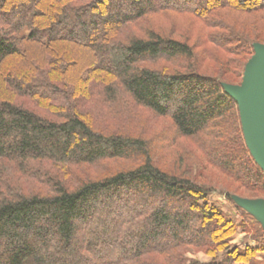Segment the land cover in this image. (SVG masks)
Listing matches in <instances>:
<instances>
[{
	"label": "trees",
	"instance_id": "obj_1",
	"mask_svg": "<svg viewBox=\"0 0 264 264\" xmlns=\"http://www.w3.org/2000/svg\"><path fill=\"white\" fill-rule=\"evenodd\" d=\"M169 12L218 29L205 43L245 61L257 41L220 13L264 27V0H0V264H256L264 252L256 217L238 207L237 223L209 201L214 187L161 168L144 138L94 129L73 102L126 96L169 118L207 163L264 197V169L246 143L238 103L225 80L200 69L207 54L141 24ZM62 48H87L94 58L75 78L78 93L67 89L72 66ZM233 63L241 79L244 64ZM126 159L135 165L78 177L86 166ZM239 227L260 246L232 245ZM196 251L211 259L188 256Z\"/></svg>",
	"mask_w": 264,
	"mask_h": 264
},
{
	"label": "rangeland",
	"instance_id": "obj_2",
	"mask_svg": "<svg viewBox=\"0 0 264 264\" xmlns=\"http://www.w3.org/2000/svg\"><path fill=\"white\" fill-rule=\"evenodd\" d=\"M220 16L230 24L235 25L237 29H245L248 32V37L253 41H257L258 44H264V27L255 26L250 16H237L228 12H221ZM141 24L145 27L161 29L174 38L187 40L191 44H194L198 57L207 54V57L214 58L210 60L206 57L204 59L205 61L202 63L204 68H200L202 69L201 71L221 77L225 80L224 84L241 85L243 76L241 79L239 78L238 71L241 70L238 65L236 66L233 63V60L237 59L242 65L244 64V75L246 64L251 57L245 61L246 57H237V55L224 52L214 43H205L204 40L208 39V36L213 35L212 33L218 31V29H210L203 21L193 16L180 15L173 12L149 16L148 19L144 20ZM133 29L141 34L143 27L137 25L134 26ZM202 40L204 43H202ZM208 49L212 52L213 56L209 55ZM53 52L51 51L49 53ZM68 52L69 51L63 50V48L59 51L60 56L64 55L67 57L66 61L69 63L68 66H72L68 70V74H64L65 79L73 83V85L68 86L67 89L72 92L77 90L78 93L80 87L77 85L76 81L84 76L87 70L86 68L90 64H94L95 61H93L94 58L92 57L91 51L87 48H75L72 53L68 54ZM38 57L39 54L35 58L37 63L41 66L44 65L46 56L45 59L43 56H41V59H37ZM231 59L233 60L231 61ZM244 62H246V64ZM237 63L238 62H236V64ZM9 64H12V62H9ZM94 79H97L96 75L94 78V76L90 74L88 81L92 82ZM78 96L80 95L77 94L76 98H78ZM25 101L29 105L34 104L31 100ZM73 102H77L78 107L84 110L85 113L90 114L91 125L94 129L106 133H118L144 138L151 144L154 161L161 168L176 174L187 173V175L192 177L195 181L214 187V190L209 195V201L220 205L224 212L232 216L237 223H240L243 219V214L238 210V207L244 208L240 203H234L230 200L228 192L233 194L235 200H241L242 203H247V201L250 200H264L263 196L248 193L241 187L240 183L235 181V179L207 163L203 154L196 146L195 139L175 135L172 122L169 118L157 116L150 110L136 105L131 99L122 95L119 96L118 99L110 101H104L100 96L95 95L92 99L86 97L81 99V101L80 99H76L73 100ZM37 109L44 112L40 107ZM134 165L135 160L131 159L107 160L95 166H86L85 171L80 172V176L78 173L77 175L78 177H99L100 175L112 173L124 168H131ZM244 210L247 211L250 216L255 217L253 213L246 209ZM253 225L259 227V225H263V223L260 222V224ZM251 237V232L248 233L242 227H239L232 241V245L239 246L243 249L247 245L260 246V242H256L251 239ZM188 256L191 258H198L202 261H209L211 259V257L203 251L189 252ZM256 260V264H264V252L258 253Z\"/></svg>",
	"mask_w": 264,
	"mask_h": 264
},
{
	"label": "water",
	"instance_id": "obj_3",
	"mask_svg": "<svg viewBox=\"0 0 264 264\" xmlns=\"http://www.w3.org/2000/svg\"><path fill=\"white\" fill-rule=\"evenodd\" d=\"M224 88L238 103L246 143L264 169V44H255L241 85L224 84ZM235 201L253 213L264 226V200Z\"/></svg>",
	"mask_w": 264,
	"mask_h": 264
}]
</instances>
